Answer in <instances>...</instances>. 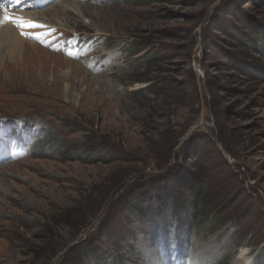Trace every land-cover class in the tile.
Listing matches in <instances>:
<instances>
[{"label":"rangeland","instance_id":"374dc122","mask_svg":"<svg viewBox=\"0 0 264 264\" xmlns=\"http://www.w3.org/2000/svg\"><path fill=\"white\" fill-rule=\"evenodd\" d=\"M84 1L34 16L103 39L91 69L0 49V125L47 129L3 146L0 264H264V0Z\"/></svg>","mask_w":264,"mask_h":264},{"label":"trees","instance_id":"16d2710c","mask_svg":"<svg viewBox=\"0 0 264 264\" xmlns=\"http://www.w3.org/2000/svg\"><path fill=\"white\" fill-rule=\"evenodd\" d=\"M135 51H137V49H135ZM194 190H195V187H193V189H190L187 192L189 198H186L187 197L186 196L185 197L186 199H184L183 202L186 201L185 204L190 203L191 206L195 207L198 212L207 209V203L205 202V200L202 197H198V199H197V194H194L195 193ZM196 190H198V188ZM134 208L137 209L136 205L133 207V210H134ZM76 249H77L76 250L77 258H79L81 256L83 257L87 253V251L89 250L88 243L85 241L80 242V244L76 246ZM98 257H100V256H98V254L95 253V256H94L95 264H98V261L104 262L105 256L100 258V259H98Z\"/></svg>","mask_w":264,"mask_h":264},{"label":"bare ground","instance_id":"6f19581e","mask_svg":"<svg viewBox=\"0 0 264 264\" xmlns=\"http://www.w3.org/2000/svg\"><path fill=\"white\" fill-rule=\"evenodd\" d=\"M24 45L25 44L21 43L17 39V37L15 35V31L11 27L5 26L2 29H0V49L1 50L10 51L11 52L10 56H12V57L16 56L19 59H21V56H23L21 54L23 52L22 50L24 49V47H23ZM2 65H4V62ZM2 65L0 67H2Z\"/></svg>","mask_w":264,"mask_h":264},{"label":"snow or ice","instance_id":"6c2138e0","mask_svg":"<svg viewBox=\"0 0 264 264\" xmlns=\"http://www.w3.org/2000/svg\"><path fill=\"white\" fill-rule=\"evenodd\" d=\"M0 7H3V5L0 4ZM3 21H10V22H12V23H14L20 27H43V25H37L34 22L24 21L23 19H15V18H12L8 15H5L3 17ZM22 35H24V33H22Z\"/></svg>","mask_w":264,"mask_h":264}]
</instances>
